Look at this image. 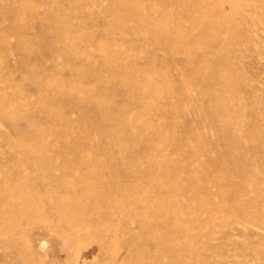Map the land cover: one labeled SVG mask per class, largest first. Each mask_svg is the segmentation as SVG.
<instances>
[{
    "label": "rangeland",
    "instance_id": "374dc122",
    "mask_svg": "<svg viewBox=\"0 0 264 264\" xmlns=\"http://www.w3.org/2000/svg\"><path fill=\"white\" fill-rule=\"evenodd\" d=\"M138 1L0 0V264H264V0Z\"/></svg>",
    "mask_w": 264,
    "mask_h": 264
},
{
    "label": "bare ground",
    "instance_id": "6f19581e",
    "mask_svg": "<svg viewBox=\"0 0 264 264\" xmlns=\"http://www.w3.org/2000/svg\"><path fill=\"white\" fill-rule=\"evenodd\" d=\"M139 1H140V0H139ZM139 1H138V2H139ZM172 1H173V0H172ZM192 1L194 2L195 0H192ZM199 1H200V0H199ZM207 1H208V0H207ZM207 1H206V3H207ZM220 1L222 2V0H220ZM226 1H227V0H226ZM230 1H231V0H230ZM230 1H228V2H230ZM166 2H167V1H166ZM196 2H198V1L196 0ZM200 2H201V1H200ZM202 2H203V1H202ZM215 2H216V0H215ZM217 2H218V1H217ZM55 3H56V2H55ZM183 3H184V2H183ZM206 3H205V4H206ZM123 4H124V3H123ZM131 4H132V3H131ZM133 4H134V3H133ZM180 4H181V3H180ZM185 4H187V3H185ZM191 4H192V2H191ZM193 4L196 5V3H193ZM205 4H204V5H205ZM209 4H210V3H209ZM213 4H215V3L213 2ZM221 4H224V2L221 3ZM221 4H220V5H221ZM129 5H130V2H129ZM135 5H136V4H135ZM138 5H141V3L138 4ZM195 5H194V6H195ZM216 5H218V3H217ZM224 5H225V4H224ZM124 6H125V5H124ZM185 6H186V5H185ZM191 6H192V5H191ZM196 6H197V5H196ZM218 6H219V5H218ZM128 7H129V6H128ZM130 7H131V6H130ZM135 7H136V6H135ZM189 7H190V4H189ZM136 8H137V7H136ZM136 8H135V9H136ZM213 8H214V5H213ZM129 9H130V8H129ZM140 9H141V8H140ZM201 9L203 10L204 8L201 7ZM201 9H200V10H201ZM215 9H216V6H215ZM78 10H79V9H78ZM126 10H127V9H126ZM132 10H133V9H132ZM141 10H143V9H141ZM114 11H115V10H114ZM203 11H204V10H203ZM216 11L218 12V10H216ZM219 11H220V10H219ZM221 11H224V10L222 9V6H221ZM135 13H139V12H137V10H135ZM133 14H134V13H133ZM139 14H140V13H139ZM139 14H138V15L135 14V15L139 16ZM213 14H214V12H213ZM218 14H219V13H218ZM220 14H221V12H220ZM220 14H219V15H220ZM225 15H226V14H225ZM102 16H103V15H102ZM113 16H114V15H113ZM113 16H112V17H113ZM115 16H116V15H115ZM121 16H122V15H121ZM226 16H227V15H226ZM110 17H111V16H110ZM214 17H215V15H214ZM210 18H212V17H210ZM141 19H142V18H141ZM108 20H109V19H108ZM111 20H112V19H111ZM215 20H216V19H215ZM215 20H214V22H215ZM212 21H213V20H212ZM216 21H217V20H216ZM210 22H211V21H210ZM218 22H219V19H218ZM211 23H212V22H211ZM220 23H221V22H220ZM145 24H146V23H145ZM145 24H144V25H145ZM148 24H149V23H148ZM212 24H213V23H212ZM212 24H210V25H212ZM216 24H217V26H215ZM216 24L213 25V27H214V26H215V27H218V23H217V22H216ZM121 25H122V24H121ZM149 25H150V24H149ZM202 25H203V24H202ZM204 25L206 26V23H204ZM221 25H222V23H221ZM227 25H228V23H227ZM60 26H61V25H60ZM63 26H64V25H63ZM147 26H148V25H147ZM153 26H154V25H153ZM145 27H146V26H145ZM197 27L199 28V24H198ZM226 27H227V26H226ZM167 28H168V27H167ZM206 28H207V27H205V29H203L202 26H201L200 29H202V30L204 31V30H206ZM223 28H224V26H223ZM225 29H226V28H225ZM166 30H167V29H166ZM169 30H170V29H169ZM202 30H201V31H202ZM208 30L211 31L212 29L210 30V28H209ZM208 30H207V31H208ZM218 30H221V29H218ZM59 31H60V30H59ZM149 31H150V30H149ZM170 31H172V30H170ZM215 31H216V30H215ZM109 32H110V31H109ZM168 32H169V31H168ZM204 32H206V31H204ZM204 32H203V35H205ZM195 33H196V32H195ZM199 33H200V31H199ZM206 33H207L208 35H209V34H213V33H208V32H206ZM214 33H215V32H214ZM58 34H60V32H57V36H58ZM166 34H167V33H166ZM197 34H198V31H197ZM60 35H61V36H60ZM60 35H59V36L62 37L63 32H62V34H60ZM86 35H87V34H86ZM164 35H165V34H164ZM201 35H202V34H201ZM201 35H200V36H201ZM164 37H165V36H164ZM58 38H59V37H58ZM69 39H70V38H69ZM166 43H167V42H166ZM58 47H59V46H58ZM100 47H101V46H100ZM69 48H70V47H69ZM105 48H107V47H105ZM99 49H101V48H99ZM62 50H63V49H62ZM107 50H108V48H107ZM101 51H102V50H101ZM101 51H100V52H101ZM105 51H106V50H105ZM63 52H64V51H63ZM65 53H66V52H65ZM60 54H61V53H60ZM101 54H103L104 57H105V52H104V53L101 52ZM67 55H68V54H67ZM53 71H54V70H53ZM131 73H132V72H131ZM125 75H127V74H125ZM119 76H122V75H119ZM121 78H123L122 80H124V74H123V77H121ZM121 78H120V79H121ZM126 78H127V77H125V79H126ZM120 82H121V81H120ZM122 82H123L122 84H124V81H122ZM144 84H146V83H144ZM158 84H159V83H158ZM47 85H48V84H47ZM49 85H50V84H49ZM139 85H140V84H138V86H139ZM154 85H155V84H154ZM150 87H151V86H148V88H150ZM158 87H159V86H158ZM138 88H140V87H138ZM144 88H145V87H144ZM152 88H153V87H152ZM60 89H61V88H60ZM145 89H146V91H147V88H145ZM150 89H151V88H150ZM139 90H140V89H139ZM141 90H142V86H141ZM141 90H140L139 92H141ZM63 91H64V90H63ZM150 91H151V90H150ZM150 91H149V92H150ZM57 92H59V91H57ZM65 92H66V91H65ZM143 92H144V91H143ZM151 92H152V91H151ZM151 92H150V93H151ZM144 93H145V92H144ZM57 94H58V93H57ZM140 95H141V94H140ZM142 95H143V94H142ZM143 96H145V95H143ZM143 96H142V97H143ZM140 97H141V96H140ZM142 97H141V98H142ZM144 98H145V97H143V99H144ZM145 99H147V96H146ZM137 100H138V99H137ZM141 100H142V99H141ZM143 102H145V101H143ZM147 103H148V102H147ZM0 104H1V103H0ZM102 106H105V105L102 104ZM107 108H109V107H107ZM1 109H2V108H1ZM100 109H101V108H100ZM102 109H104V108H102ZM102 109H101V110H102ZM101 110H100V111H101ZM102 111H103V110H102ZM102 111H101V112H102ZM105 112H106V111H105ZM107 112H108V111H107ZM47 113H48V112H47ZM50 113H51V112H50ZM111 113H112V112H111ZM109 114H110V113H108V115H109ZM113 114H114V112H113ZM50 115H51V114H50ZM1 116H2V115H1ZM47 116H48V114H47ZM101 116H102V115H101ZM101 116H99V117H101ZM124 116H125V115H124ZM103 117H104V116H103ZM106 117L108 118V116H106ZM1 118H2V117H1ZM109 118H110V117H109ZM113 118H114V117H113ZM115 118H117V117H115ZM4 119H5V118H4ZM103 119H104V118H103ZM125 120H126V119H125ZM122 121H123V120H122ZM122 121H121V122H122ZM110 122H111V121H110ZM118 122H120V121H118ZM111 123H112V122H111ZM111 123H110V124H111ZM116 123H117V122H116ZM148 123H149V122H148ZM107 124H108V123H107ZM110 124H108V125H110ZM146 124H147V123H146ZM144 125H145V124H144ZM148 125L150 126V123H149ZM113 126H115V125H113ZM145 126H147V125H145ZM152 126H153V125H152ZM118 127H120V126L118 125ZM107 129H108V127H107ZM110 129H112V125H111ZM114 129H115V128H114ZM114 129H113V130H114ZM115 130H116V129H115ZM108 132L110 133V130H109ZM108 132H107V134H108ZM114 133H115V132H114ZM116 133H117V132H116ZM120 140H121V139H120ZM118 141H119V140H118ZM164 141H165V138H164ZM156 143H157V141H156ZM125 146H126V145H125ZM152 147H153V146H152ZM157 147H158V146H157ZM159 147H161V146H159ZM159 147H158V148H159ZM154 148H155V147H153V149H154ZM150 149H152V148H150ZM160 149H161V148H159V150H160ZM79 150H81V149H79ZM154 152H155V151H154ZM156 152H158V151H156ZM159 153H160V152H159ZM81 154H84V153H81ZM79 156H80V155H79ZM86 157H87V156H85V154H84L83 156L81 155V156L78 157V158L74 157V159H75V158H76V159H79V161H82V163H83V162H85V161H88V159H87ZM38 158H39V157H38ZM47 158H48V157H47ZM88 158H89V157H88ZM42 159L44 160V158H42ZM74 159H73V160H74ZM49 160H50V159H49ZM77 161H78V160H77ZM79 161H78V163H79ZM89 161H90L89 163L92 164V166L94 165V166H97V167H98V165H96V164H97L96 160H93V161L89 160ZM50 162H51V161H50ZM52 162H53V161H52ZM75 162H76V161H75ZM48 163H49V162H48ZM87 163H88V162H87ZM52 164H53V163H52ZM55 164H56V162H55ZM85 164H86V163H85ZM90 164H89V165H90ZM35 166L37 167V164H36V165H34V164L31 165V167H33L32 169L35 170ZM51 166H52V165H51ZM55 166H56V165H55ZM94 166H93V167H94ZM152 166H153V165H152ZM59 167H60V166H59ZM61 167L63 168V166H61ZM61 167H60V168H61ZM154 168H155V166H154ZM154 168H153V169H154ZM98 169H99V168H98ZM100 169H104V167L101 166ZM63 170H64V169H63ZM93 170H94V169H93ZM93 170H92V171H93ZM167 170H168V169H167ZM165 171H166V170H165ZM168 171H170V170H168ZM168 171H167V172H168ZM62 173H63V172H62ZM43 175H44V174H43ZM65 175H66V173H65ZM163 176H164V175H163ZM169 176H171V175H169ZM44 177L50 179V181H51V180L53 181V178L49 177L48 175H47V176H44ZM172 177H173V176H172ZM41 178H42V177H41ZM41 178H40V181L42 180ZM169 178H170V177H169ZM174 178H175V177H174ZM38 179H39V177H38ZM148 179H149V178H148ZM149 180H150V179H149ZM149 180H148V181H149ZM152 180H153V179H152ZM168 180H169V179H168ZM188 180H189V179H188ZM46 181L48 182L49 180H46V179H45V182H46ZM146 181H147V180H146ZM173 181H174V180H173ZM37 182H38V181H37ZM83 182H85V181L81 180V178L78 180V183H79L80 185H82ZM153 182H155V181H153ZM153 182H152V183H153ZM168 182H171V181H168ZM191 182H193V181H191ZM49 183H50V182H49ZM78 183L75 182V185H76V184L78 185ZM144 183H145V182H144ZM35 184H36V183H35ZM51 184H52V183H51ZM83 184H85V183H83ZM148 184H149V183H148ZM148 184H147V185H148ZM154 184H155V183H154ZM8 185H9V184H7V185L5 184L3 187L0 188V204H1V203H6V205H7V204L10 203L11 205H14V207H11V208H10V211H8V215H7V217H6V221H8V220H12V219H14V220L19 219V220H20V219H22V218H26V217H28L29 214H30V212L32 211L31 202L29 203V201L25 200V197H24L25 195L22 194V191L19 189V186L16 187V189H14V187H12L11 190H8V188H9ZM147 185H146V186H147ZM39 186H40V185H39ZM114 186H115V185H114ZM150 186H151V185H150ZM43 187H44V186H43ZM145 189H148V187L145 188ZM18 190H20V192H19ZM42 190H43V189H42ZM114 190H116V188H115ZM122 190H124V189H122ZM122 190H119V192H120V191H121V192H124V191H122ZM170 190H171V189H170ZM129 191H130V190H129ZM138 191H139V190H138ZM144 191H145V190H144ZM146 191H147V190H146ZM44 192H45V190H44ZM47 192H49V191H47ZM50 192H51V191H50ZM167 192H168V191H167ZM175 192H176V191H175ZM124 193H125V197H127V199L129 198V199H134V200H137L138 198H142L141 195L143 194V193L141 194V193H139V192H124ZM124 193H123V194H124ZM153 193H154V192H153ZM153 193H152V194H153ZM171 193H172V191H171ZM123 194H122V197H121V198H123ZM146 194H148V193H146ZM152 194H150V195H152ZM172 194H174V193H172ZM150 195H149V198H150ZM143 196H144V195H143ZM169 196H170V195H169ZM147 197H148V196H147ZM154 197H155V196H154ZM173 197H174V196H173ZM178 197H179V196H178ZM75 198H76V197H71L70 199H69V198H67V199H66V198H65V199L63 198L61 201H59L60 205H57V206H56V209H57L56 214H58V217H59L58 219H59V220H58V221L56 222V224H55V225L57 226V227H56L57 229L55 228V230H56V233H57L58 235H60V232H59L58 227H60L61 222H62V223H65V222L69 221L68 224H69V228H70V231H71V232H70V233L68 232V233H66V234L63 236V240H64V244H65V245H64V244H63V245H64L65 247H66V246H69L70 244L73 243V240H72L73 237H72V234H71V233L74 232V231H72L73 229L76 230L77 227H79L80 230L83 229L82 231H84V229H85V221H84V219H83V220H79V219L76 220V219H73V220H74L75 222H77L78 224L75 223V226H70V225H72V224H71V223H72V217H73L74 214H75V213H74V212H75L74 209H76V208H75V205H76L77 200H78V199H75ZM121 198H120V199H121ZM144 198H145V197H144ZM144 198H143V199H144ZM170 198H171V197H170ZM108 199H109V198H108ZM127 199H126V201H127ZM145 199L148 200V198H145ZM171 199H172V198H171ZM176 199H177V198H176ZM74 200H75V201H74ZM80 200H81V199H80ZM111 200H112V199H111ZM122 200H123V199H122ZM134 200H133V201H134ZM107 201H108V200H107ZM109 201H110V200H109ZM112 201H113V200H112ZM119 201H120V200H119ZM128 201H129V200H128ZM128 201H127V202H128ZM130 201H131V200H130ZM138 201H140V200H138ZM144 201H145V200H144ZM159 201H160V200H159ZM168 201H169V200H168ZM171 201H173V200H171ZM177 201H178V200H177ZM113 202H114V206H115V205H116V200L113 201ZM135 202H136V201H135ZM152 202H155V201H152ZM152 202L149 203V201H148L149 205H150ZM162 202H163V201H162ZM164 202H165V201H164ZM28 203H29V204H28ZM143 203H144V202H143ZM145 203H146V202H145ZM170 203H171V202H170ZM170 203H169V204H170ZM110 204H111V203H110ZM128 204H129V203H128ZM130 204H133V202H132V203L130 202ZM130 204H129V205H130ZM152 204H153V203H152ZM154 204H155V203H154ZM154 204H153V205H154ZM157 204H158V203H157ZM157 204L155 205L156 207H157ZM163 204H166V205H167V203H163ZM171 204H172V203H171ZM171 204H170V206H171ZM4 205H5V204H4ZM112 205H113V204H112ZM126 205H127V204H126ZM138 205H139V204H138ZM146 205H147V204H146ZM159 205H160V204H158V206H159ZM166 205H165V206H166ZM2 206H3V205H2ZM122 206H125V205H122ZM139 206H140V205H139ZM139 206H138V207H139ZM147 206H148V205H147ZM147 206H146V207H147ZM150 206H152V205H150ZM161 206L163 207V205H160V208H161ZM172 206H173V205H172ZM0 207H1V206H0ZM140 207H141V206H140ZM142 207H143V205H142ZM144 207H145V206H144ZM144 207H143V208H144ZM146 207H145V209H146ZM167 207H168V206H167ZM176 207H177V206H176ZM151 208H152V207H151ZM160 208H158V209H160ZM164 208H165V207H164ZM177 208H178V207H177ZM5 209H6V207H5V208L3 207L2 210H5ZM98 209H99V208H97V206H94V207H92L91 210L94 211V212H97ZM147 209H148V208H147ZM155 209H156V208H155ZM151 210H152V209H151ZM153 210H154V209H153ZM156 210H157V209H156ZM160 210H161V209H160ZM179 210H180V209L171 208V209H168V213H169L170 216L175 217V215L177 216V215L179 214V212H180ZM139 211H140V210H139ZM148 211H149V209H148ZM158 211H159V210H158ZM162 211H164V210H162ZM165 211H166V210H165ZM150 212H151V211H150ZM154 212H155V210H154ZM154 212H152V213L154 214ZM159 212H161V211H159ZM181 212H182V211H181ZM181 212H180V215H182ZM155 213H156V212H155ZM162 213H163V212H162ZM162 213H161V214H162ZM168 213H167V214H168ZM131 214H132V213H131ZM156 214H157V213H156ZM114 215H115V214H114ZM132 215L135 217L136 214H135V215L132 214ZM132 215H131V216H132ZM154 215H155V214H154ZM162 215H163V217H164V214H162ZM180 215H179V216H180ZM109 216H110V215H109ZM111 216H112V215H111ZM133 216H132V217H133ZM134 217H133V218H134ZM136 217H137V216H136ZM165 217H166V216H165ZM167 217H168V216H167ZM167 217H166V218H167ZM173 217H171V218H173ZM129 218H130V217H129ZM137 218H138V217H137ZM142 218H143V216H142ZM142 218H141V219H142ZM145 218H146V217H144V219H145ZM171 218H169V219H171ZM182 218H183V217H182ZM67 219H70V220H67ZM131 219H132V218H131ZM176 219H177V218H176ZM142 220H143V219H142ZM171 220H172V219H171ZM178 220H179V219H178ZM133 221H135V220L133 219ZM139 221H140V220H139ZM4 222H5V220H4ZM140 222H141V221H140ZM174 222H175V221H174ZM178 222H179V221H178ZM73 223H74V222H73ZM141 223H142V222H141ZM55 225H54V226H55ZM142 225H143V224H142ZM165 225H166V224H165ZM165 225H164V226H165ZM171 225H172V224H171ZM173 225H174V224H173ZM166 226H167V225H166ZM175 226H176V224H175ZM100 227H101V226H100ZM107 227H108V226H107ZM147 227H148V226H147ZM179 227H180V226H179ZM183 227L185 228V225H184ZM13 228H14V227H13ZM98 228H99V227H98ZM108 228H109V227H108ZM173 228H174V227H173ZM176 228H178V227H175V229H176ZM180 228H182V227H180ZM180 228H179V229H180ZM184 228H183V229H184ZM105 229H106V227H105ZM109 229H110V228H109ZM97 230H98V229H97ZM101 230H102V231H105L103 226H102L101 229H99V233L101 232ZM82 231H81V232H82ZM106 231H107V230H106ZM109 231H110V230H109ZM109 231H108V233H110ZM111 231H112V229H111ZM165 231H166V230H165ZM176 231L178 232V229H177ZM180 231H181V230H180ZM182 231H183V230H182ZM188 231H189V230L187 229V232H188ZM148 232H149V231H148ZM177 232H176V235L173 234V237H174V236L177 237ZM184 232H185V231H184ZM184 232H182V233H184ZM111 233H112V232H111ZM180 233H181V232H179L178 235H180ZM189 233H190V231H189ZM102 234H103V233H102ZM106 234H107V233H106ZM147 234H148V233H147ZM170 234H172V233L170 232ZM170 234H169V235H170ZM184 234H186V232H185ZM184 234H183V235H184ZM110 235H111V234H110ZM145 235H146V234H145ZM181 235H182V234H181ZM189 235H190V234H189ZM60 236H61V235H60ZM99 236H100V235H99ZM107 236H108V235H107ZM152 236H153V235H152ZM103 237H104V235L101 236L100 238H103ZM157 237H158V236H157ZM179 237H180V236H179ZM107 238H108V237H107ZM158 238H159V237H158ZM162 238H164V237L162 236ZM162 238L160 237L159 239H162ZM177 238H178V237H177ZM152 239H153V238H152ZM159 239H157V241H158ZM172 239H174V238H172ZM166 240H167V239H166ZM160 241H162V240H160ZM168 241H169V240H168ZM172 241H173V240H172ZM7 243H8V242H7ZM7 243H6V244H7ZM11 243H12V242H11ZM11 243H9V244H11ZM186 243H187V242H186ZM2 244H3V243H2ZM6 244H5V245H6ZM9 244H8V245H9ZM172 244H173V243H172ZM180 244H181V243H180ZM180 244H179V245H180ZM187 244H189V243H187ZM182 245H183V243H182ZM182 245H181V246H182ZM184 245H185V244H184ZM12 246H13V244H12ZM159 246H160V245H159ZM170 246H171V245H170ZM185 246H186V245H185ZM185 246H183V248H184ZM187 246L190 247L189 245H187ZM187 246H186V248H187ZM25 247H26V244H24V247H23V248H24V252H25ZM10 248H11V247H10ZM28 248H29V247H28ZM68 248H69V247H68ZM27 250H28V249H27ZM27 250H26V251H27ZM8 251H9V250H8ZM15 251H17V250H15ZM27 252H28V251H27ZM27 252H26V253H27ZM17 253H18V252H17ZM28 253H29V252H28ZM21 254H22V252L19 253V255H18V259H19L20 257H22ZM24 255H25V254H24ZM26 255H27V254H26ZM28 255H29V254H28ZM30 257H31V256H30ZM32 257H33V256H32ZM37 257H38V256H37ZM37 257H36V258H37ZM26 258H27V257H26ZM26 258H25V259H26ZM38 258H39V257H38ZM173 258H175V257H173ZM173 258H172V259H173ZM21 259H23V258H21ZM21 259H20V260H21ZM33 259H34V258H32V261H33ZM20 260H19V261H20ZM34 260H35V259H34ZM42 260H43V259H42ZM21 261H24V260H21ZM114 261H115V260H114ZM44 262H45V261H44ZM44 262H43V261L41 262V261H36V260H35V262L33 261L32 264H42V263H44ZM178 262H179V261H178ZM180 262H181V261H180ZM25 263H27V262H25ZM45 263H46V262H45ZM176 263H177V262H176ZM46 264H47V263H46ZM149 264H151V263H149Z\"/></svg>",
    "mask_w": 264,
    "mask_h": 264
}]
</instances>
